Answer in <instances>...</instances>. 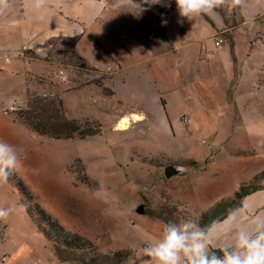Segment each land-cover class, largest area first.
<instances>
[{"label": "rangeland", "instance_id": "rangeland-1", "mask_svg": "<svg viewBox=\"0 0 264 264\" xmlns=\"http://www.w3.org/2000/svg\"><path fill=\"white\" fill-rule=\"evenodd\" d=\"M35 3L0 9V140L23 150L14 176L32 197L0 183V208L14 209L0 218V255L77 264L58 259L33 204L101 254L131 250L128 264L167 222L206 227L239 204L264 214V0H224L193 22L174 0L140 15L141 0ZM75 41L77 58L64 57ZM27 88L59 96L95 133L36 134L14 114ZM168 163L182 173L165 178Z\"/></svg>", "mask_w": 264, "mask_h": 264}, {"label": "clouds", "instance_id": "clouds-1", "mask_svg": "<svg viewBox=\"0 0 264 264\" xmlns=\"http://www.w3.org/2000/svg\"><path fill=\"white\" fill-rule=\"evenodd\" d=\"M174 2L179 17L193 22L211 14L224 0ZM135 5V15L149 10L153 5L165 6L164 0H141L140 4ZM8 6V0H0V9ZM42 7L43 0H36L34 8ZM166 23V20H162V24ZM22 151L0 140V183L6 182L22 166ZM13 210L0 208V218L7 217ZM141 264H264V214L237 208L231 210L222 221H214L207 227H201L192 219L167 222L159 237H149L143 247Z\"/></svg>", "mask_w": 264, "mask_h": 264}, {"label": "trees", "instance_id": "trees-1", "mask_svg": "<svg viewBox=\"0 0 264 264\" xmlns=\"http://www.w3.org/2000/svg\"><path fill=\"white\" fill-rule=\"evenodd\" d=\"M48 45L53 46L51 40H48ZM66 45L67 51L64 57L68 59L77 58L76 51L74 50L76 41L73 43H66ZM99 85L102 84L100 83ZM29 91L30 90L27 88L26 106L16 109L14 114L36 134L65 140L73 139L77 135L84 136L95 133L92 124L90 125L76 118L67 117L63 101L59 96H39ZM14 175L13 172L10 175L12 177L10 178L9 176L7 181L11 182V184H13V186L26 198L32 199L25 183ZM247 193L248 192H245L244 194ZM33 206V214L29 209L26 210L27 213L34 216L37 223L36 229H38L39 232L41 231L45 237H49L55 241V243H53V249L56 256L61 261H75L77 264H123L132 253L131 250L122 249L108 254H101L95 246L92 245L93 243H91L89 239L71 233L57 224L58 222L56 219L42 207L34 204ZM241 207L242 205L239 204L235 209ZM229 212L213 219L207 226L211 225L214 221L222 220Z\"/></svg>", "mask_w": 264, "mask_h": 264}, {"label": "water", "instance_id": "water-1", "mask_svg": "<svg viewBox=\"0 0 264 264\" xmlns=\"http://www.w3.org/2000/svg\"><path fill=\"white\" fill-rule=\"evenodd\" d=\"M182 173V169H180V166L174 163H168L163 168V174L165 178H171L173 176L179 175ZM138 212L143 211V207L139 206L137 209Z\"/></svg>", "mask_w": 264, "mask_h": 264}, {"label": "crops", "instance_id": "crops-1", "mask_svg": "<svg viewBox=\"0 0 264 264\" xmlns=\"http://www.w3.org/2000/svg\"><path fill=\"white\" fill-rule=\"evenodd\" d=\"M223 219H225V218H223ZM222 219V220H223ZM221 221V220H220ZM62 225V224H61ZM63 226V225H62ZM64 227V226H63ZM0 232H3L2 231V229H1V227H0ZM145 246V244L144 245H140V247H141V251H142V253H143V247ZM2 255H7L8 256V264H21V263H23V261L24 260H19L17 257H14V256H11V255H9L8 253H2ZM135 256V255H134ZM134 256L131 258V259H129V260H127L125 263H123V264H128V262H130L133 258H134ZM134 260V259H133ZM33 261H38L40 264H44V262H43V260H41V259H36V260H33ZM64 264H65V262H64Z\"/></svg>", "mask_w": 264, "mask_h": 264}, {"label": "built area", "instance_id": "built-area-1", "mask_svg": "<svg viewBox=\"0 0 264 264\" xmlns=\"http://www.w3.org/2000/svg\"><path fill=\"white\" fill-rule=\"evenodd\" d=\"M224 39L222 36H215L213 39V43L215 46H221V43H223ZM0 264H8V256L7 255H0ZM21 264H40L37 261H33L31 263H21Z\"/></svg>", "mask_w": 264, "mask_h": 264}, {"label": "bare ground", "instance_id": "bare-ground-1", "mask_svg": "<svg viewBox=\"0 0 264 264\" xmlns=\"http://www.w3.org/2000/svg\"><path fill=\"white\" fill-rule=\"evenodd\" d=\"M128 121H129L128 117L122 116L120 119V122L117 125V129H126V127H127L126 123H129Z\"/></svg>", "mask_w": 264, "mask_h": 264}]
</instances>
